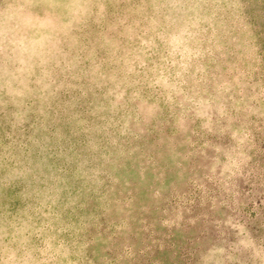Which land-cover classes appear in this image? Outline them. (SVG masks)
I'll list each match as a JSON object with an SVG mask.
<instances>
[{
	"label": "rangeland",
	"instance_id": "374dc122",
	"mask_svg": "<svg viewBox=\"0 0 264 264\" xmlns=\"http://www.w3.org/2000/svg\"><path fill=\"white\" fill-rule=\"evenodd\" d=\"M0 264H264V0H0Z\"/></svg>",
	"mask_w": 264,
	"mask_h": 264
}]
</instances>
